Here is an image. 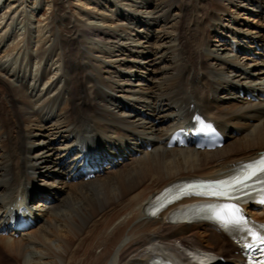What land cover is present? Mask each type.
I'll list each match as a JSON object with an SVG mask.
<instances>
[{"label": "bare ground", "instance_id": "bare-ground-1", "mask_svg": "<svg viewBox=\"0 0 264 264\" xmlns=\"http://www.w3.org/2000/svg\"><path fill=\"white\" fill-rule=\"evenodd\" d=\"M43 2L0 0V225L26 202L40 218L18 238L0 235V264L234 257L212 226L172 221L199 199L149 212L167 189L264 151V100L239 97L264 91V0H81L76 14L70 0H50L41 26L28 13ZM194 110L219 125L224 145L166 148ZM86 152L126 161L74 180ZM46 193L53 201L40 209L45 196L33 197Z\"/></svg>", "mask_w": 264, "mask_h": 264}, {"label": "snow or ice", "instance_id": "snow-or-ice-1", "mask_svg": "<svg viewBox=\"0 0 264 264\" xmlns=\"http://www.w3.org/2000/svg\"><path fill=\"white\" fill-rule=\"evenodd\" d=\"M244 167L245 170L243 173L233 176L228 180L217 181L214 186H211L212 190L200 194L231 199L234 192L242 190L248 185V182L253 179L264 184V179H261V177L264 176V157ZM259 203L264 205V198H262ZM209 207L212 208L214 212L217 208L222 209L220 213L216 214V219L225 227H240L246 223L241 210L234 205H215ZM261 227L264 228V226ZM245 231L252 240V242L247 245L249 248L264 245V233L256 234L251 228H246Z\"/></svg>", "mask_w": 264, "mask_h": 264}, {"label": "rangeland", "instance_id": "rangeland-1", "mask_svg": "<svg viewBox=\"0 0 264 264\" xmlns=\"http://www.w3.org/2000/svg\"><path fill=\"white\" fill-rule=\"evenodd\" d=\"M46 1H50V0H45V3L43 2V6H41L43 9H41L42 11H39L38 10V7L36 8V10H34L32 13H28V15L30 16L29 19L33 21V23H38V24H41V26L43 25L44 21H46L47 18H50L51 17V14H52V6L47 3ZM84 3L86 2H81V0H70V6H71V10L76 14L78 12L79 9V6H82ZM35 8V7H34ZM77 8V9H76ZM40 9V8H39ZM29 12V11H28ZM23 24V21L22 23ZM132 39H135L134 37H131ZM24 42H22L23 44ZM212 49V48H211ZM26 49H24L23 47L21 48V50L19 51L20 54H22L23 52H25ZM18 55V56H21V55ZM14 56H17V53L13 54ZM12 55V56H13ZM10 58V57H9ZM8 58V59H9ZM4 59V58H3ZM24 64L26 63V60H23ZM18 64V60L16 62ZM15 63V64H16ZM14 64V65H15ZM16 64V65H17ZM13 65V64H12ZM15 65V66H16ZM29 65V64H28ZM24 66V65H22ZM142 72H145L144 70H142ZM143 78H147L146 75H142ZM145 76V77H144ZM40 180V178H39ZM0 255L1 257L3 258V260L6 259V255L0 251ZM12 263H17L16 261H14L13 259L10 260ZM9 261V262H10ZM1 262V260H0Z\"/></svg>", "mask_w": 264, "mask_h": 264}]
</instances>
